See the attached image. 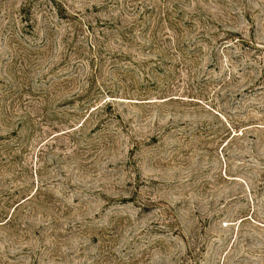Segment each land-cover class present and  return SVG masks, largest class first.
<instances>
[{
    "label": "rangeland",
    "instance_id": "374dc122",
    "mask_svg": "<svg viewBox=\"0 0 264 264\" xmlns=\"http://www.w3.org/2000/svg\"><path fill=\"white\" fill-rule=\"evenodd\" d=\"M0 264H264V0H0Z\"/></svg>",
    "mask_w": 264,
    "mask_h": 264
}]
</instances>
